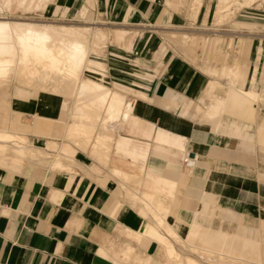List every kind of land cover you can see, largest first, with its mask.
Wrapping results in <instances>:
<instances>
[{"label":"crops","instance_id":"0c3cea01","mask_svg":"<svg viewBox=\"0 0 264 264\" xmlns=\"http://www.w3.org/2000/svg\"><path fill=\"white\" fill-rule=\"evenodd\" d=\"M218 1L104 0L96 4L91 0L89 5L104 8L112 21L144 29L136 30L133 38L123 29L128 39L121 45L117 42L116 49L125 52V58L135 42L147 45L149 31L159 38L158 31H196L229 22L231 18L224 23L214 19ZM256 1L232 10L264 22V0ZM15 6L79 11L86 20L93 14L84 0H0L2 10ZM242 22L234 21L235 27L250 23ZM182 35L168 34L178 43L184 42ZM209 41L203 40V46ZM213 42L218 51L221 41ZM252 46L251 36H240L230 65L216 69L206 65L204 70L225 76L226 81L234 77L235 88L249 93L263 53L259 46L257 60L251 64ZM92 54L83 72L110 88L121 109L130 102L129 116L110 122L106 129L101 127L103 105L88 101L91 106L83 110L93 120H83L87 130L81 135L71 117L73 96L18 83L10 92L11 82L0 85V128L23 134L29 149L40 150L24 161L16 160L13 153L0 154V264H188V257L200 264H234L203 260L197 253L202 250L262 264L264 116L258 113L255 124L244 133L228 124L216 127L206 122L203 107L212 103L215 91L211 97L209 90L217 89L219 82H210L206 72L180 55L169 57L163 74L161 66H150L152 73L161 74L154 80L151 74L121 64L119 54L113 57L115 70L127 74L116 73L115 83L136 82L137 90L145 91L138 92L144 97H125L107 84L104 67L96 58L99 54ZM185 57L196 62L194 52ZM227 57L228 52L220 60L226 62ZM137 66L149 68L146 62ZM263 75L264 64L261 82ZM220 128L228 133L219 132ZM185 154L194 159L192 167L182 161Z\"/></svg>","mask_w":264,"mask_h":264},{"label":"bare ground","instance_id":"6f19581e","mask_svg":"<svg viewBox=\"0 0 264 264\" xmlns=\"http://www.w3.org/2000/svg\"><path fill=\"white\" fill-rule=\"evenodd\" d=\"M254 2L257 1L220 0L217 2L215 9V16L217 14L218 17H215L214 19L217 23L223 21L225 22V20L228 21V19H230L234 13L231 7H234V9H241L245 6L249 7ZM2 11L3 10L0 7V13ZM53 24H39L37 22L34 23V21L22 22L11 20L9 18H0V85L8 83L7 79L11 78L12 75L8 77L7 75L11 74V72L13 71L12 73H14V78L12 80L20 85H26L44 91H52L53 93L73 96L75 98V108L71 117L75 120V128L80 131L87 130V124H85L83 120L91 122L90 118L92 116L88 117L83 110L87 108L89 100L92 103L103 105L105 114L103 113L102 115L104 116L103 119L101 117L102 128H108L107 125L109 126V124L116 120H118L119 122L120 119H126L129 116L130 102H127V105L124 104L123 108L121 109L118 105V99L114 94H112L110 88L98 82L97 79L96 81L92 78L84 79L82 77L83 71L86 68V64L91 59H89V54H99L98 49L102 44V42H100V39H102L103 36L106 37V34L103 32L95 33L94 31V33L92 34L90 29L79 28L76 26H66L63 24ZM125 35H127L125 30H116V41L120 45L122 41H125ZM181 38H186V36L182 35ZM179 44L183 45V43ZM262 80V86H264V75ZM225 84L226 85L224 86V84L222 85L219 83L217 87V90L219 91L214 95L213 101H211L212 103L206 108L207 116L205 118V121L216 127H220L222 124H228L229 126L236 129L237 132L242 131L243 128H249L251 125L255 124V111L252 110H256V108H252V110H245L244 108L239 111L235 109L238 107L231 106L232 104H238V101H241L242 103L248 101V92L237 90L235 88L234 77L228 78ZM255 92H257V90H255ZM218 93H220L221 96L223 95L224 98L219 96ZM247 111L250 113H247ZM238 121L241 122V124L239 123L240 125H238ZM93 128L95 127L93 126ZM13 132L0 128V154L4 155V153H13L15 159L19 161H24L25 157L28 156L35 157V152L37 153L38 151L29 149V146L27 147V138L23 134ZM85 134L86 133H81V135ZM95 148L98 147L95 146ZM103 148L101 147L100 149L103 150ZM186 156L187 154L183 155L182 158L184 159ZM30 157L28 158L31 159ZM187 161L188 167H192L194 165V159L190 158L189 155L187 157ZM154 205H157L156 202ZM160 206H162V203H160ZM166 207L167 206H165L164 208ZM159 210L160 212H162L161 209ZM164 215H166L165 211L164 213H162V216ZM156 220L160 224L163 223V220L161 218H156ZM193 233L194 232H192L191 234ZM197 253L200 255V257L203 258V260L205 259L213 263H228L229 261L234 262V264H251L236 260L234 258L231 259V257L229 256L228 259L226 255L224 256L221 253L211 255L210 252H203V250L200 252L198 251ZM175 258L179 263H181L180 255H176ZM186 261L188 264H200L189 257L186 259ZM262 264H264V261H262Z\"/></svg>","mask_w":264,"mask_h":264},{"label":"rangeland","instance_id":"374dc122","mask_svg":"<svg viewBox=\"0 0 264 264\" xmlns=\"http://www.w3.org/2000/svg\"><path fill=\"white\" fill-rule=\"evenodd\" d=\"M84 1H85V4L88 5V7L93 12L92 18L88 19V20L84 19L81 16L79 11L77 13H70L69 11L64 10V9H62V10L53 9L51 12H49L48 9L45 7H41V8H37V9L24 10L23 8H21L19 6H15L11 10L5 8L3 10L2 14H0V18H9L11 20L22 21V22H33L34 21V23L37 22L39 24H44V23H51V24L54 23L53 25H57V24L62 25L63 24L66 26H76L79 28L90 29L92 34L94 32L95 33H100V32L105 33L106 37L103 36V38L100 39L101 40L100 42H102V44L99 47L100 50L98 49L100 55H98V57H96V56H94V57H96L98 60H100L103 67H104L103 69L106 72L105 75L107 78V84L111 88H118V90L120 92L123 91L125 97L129 96L132 98H133V96H131L132 94L134 96L144 97L143 95L139 94L138 92L143 91L145 93V91L141 90V89L137 90V87L139 85L136 82L127 81L126 83H124L125 85H122L121 83H118V84L115 83V78H116L115 74L116 73H118L121 76L123 75L124 77L127 76V74L124 71L119 72V71L115 70V67H114L112 62L114 61L113 57L117 56V54H119L118 57L120 59L121 64H123L124 66H129L133 71L140 72L142 74H147V75L151 74L152 79L154 80L156 76L161 77V74H163L166 71V69L168 68V65H169V61H170L169 57L170 56H174L177 58V56L180 55L183 59L188 61L190 64L198 67L199 69L203 70L204 72H206L204 70L206 65H209L211 68H215V69L221 68L222 66L225 67L226 65H230L231 57L233 54L236 53L235 48L239 44V37L240 36H242V37L251 36L252 40H253L252 55H251L252 58L250 61L251 64L256 59L257 50H258L259 46H262V48H263V53L261 55V62H260V66H259V72L257 73L256 82L253 85L254 90H252L251 92L248 93V96H249L248 101H245L244 103H242L241 101H238V104H232L231 106L232 107H235V106L238 107L235 109L239 110V111L241 109H244V108H245V110H247V109L252 110V108H256V110H252V111H255V120H256V116L258 113H261L260 115L264 116V89H262V88H264V86H262L263 84L261 82V77H262V72H263V64H264V22H263V20H260L258 18H256V19L252 18L251 19V18H247V16L244 17L242 15L240 16L239 13L237 12L238 10H235L229 22L222 24L220 26H217V27L213 26V23H212L213 27H208V28L205 27V28H201V29H196V31H190V29L189 30L186 29L187 31L186 30H179V29L172 30V31H158V33L160 34L159 38L153 34V31H149V33H145V32L140 31L141 33L146 34L145 41H146L147 45H142L143 41L142 42L141 41L135 42L133 52L131 54H129V53L125 54L126 56L124 58L123 56H124L125 52L118 51V49H116V48H119V44L117 43L116 36H115L116 30L117 29H126L128 32L131 33L130 38H133L134 36L138 35V32L136 30H138L140 27L135 28V27H132L131 24L115 22L114 20L112 21L105 14L104 8H101L98 5H95V6L89 5V4H91V0H84ZM94 1H96L95 3L98 4L104 0H94ZM260 7L261 6H259L258 8L261 11L262 8H260ZM233 8L234 7H231V9H233ZM240 13L246 14L243 11H240ZM256 14H258V13H256ZM258 15H260V14H258ZM215 17L217 18L218 15L216 14ZM226 21L227 20H225V22ZM234 21L235 22L244 21V22H250V23H246L247 25H241V28L238 29L235 27ZM244 22H242V23H244ZM220 23H224V21L220 22ZM140 29L144 30L142 28H140ZM128 32H126L127 35H125L126 39H128ZM177 33H183L184 35H186V37H188L187 39L183 38V40H182V41H184L183 45H180L172 36H168V34H177ZM150 36H152V37L154 36L152 41H150ZM137 39H140V38H137ZM214 39L221 41L220 43H218V45L220 46V49L218 51H216L214 49L215 44H217V42H213ZM230 39H232V42H231V46L229 47L228 44L230 42ZM203 40H211V41H209L207 43V45L204 47L203 46ZM187 44H189V45H187ZM162 45L164 46L165 49H162ZM111 47H115V49L118 51V53H115ZM140 50H142L143 52H139ZM164 50H167L165 52V54L163 52ZM191 52H194V55H196V57L194 58V59H196V62H193V61H191L185 57V53L189 54ZM196 52L198 54H196ZM227 52H228V56H229L227 58H229V59H227L226 62L221 61L220 59ZM92 55H94V54H92ZM137 55H143V56L145 55V56L142 58H138ZM127 57H132V59H134V60L137 59L138 61H140L142 63L146 62V66L148 65L149 68L146 67L144 69V68L138 67L137 64L140 62L129 61V59H127ZM122 61L127 62V63H124ZM179 61H180V59H179ZM157 65L162 67V73L159 75L152 73L150 70V66H151V68L152 67L155 68V66H157ZM108 66H110L109 71H111V75L113 78L110 76V74L108 72ZM12 72H11V74L8 73L9 75H7V77L12 75L11 78L7 79L8 82L9 81L11 82L10 86H9L10 92L13 91V88L16 85V82L14 80H12L14 78L13 77L14 73H12ZM206 73L210 77V79H209L210 82L218 81L222 85L225 84V83H223L226 81L225 76H218L217 74L212 73V72H206ZM87 76H88L87 72H83L82 77L84 79H87L88 78ZM148 80H145V81L142 80V82L143 83L150 82ZM209 81H207V82H209ZM255 90H257V92H255ZM214 91L216 94L219 90H217V89L209 90L211 97H212V94ZM218 94H219V96H221L220 93H218ZM205 102H208L207 98H205ZM67 103H68V109H69L71 107V104H72V99L70 97L67 99ZM207 107L208 106L203 107V119H205L207 116V110H206ZM247 113H250V112L247 111ZM1 116H2V111H0V119H1ZM22 120H25V119L22 117ZM263 121H264V117H263L262 122ZM262 122L258 126H260L262 124ZM239 123L241 124L240 121H238V125H240ZM258 126H257V129H258ZM245 130L246 129L242 130V133H244ZM79 131L80 130H77V132H79ZM221 131L223 133H228L227 128H220L219 132H221ZM80 133H82V132L80 131ZM257 133H259V131ZM176 243H180V242L176 241Z\"/></svg>","mask_w":264,"mask_h":264},{"label":"built area","instance_id":"2783aa9c","mask_svg":"<svg viewBox=\"0 0 264 264\" xmlns=\"http://www.w3.org/2000/svg\"><path fill=\"white\" fill-rule=\"evenodd\" d=\"M187 157H188V154H187V156L182 160L186 165L188 164Z\"/></svg>","mask_w":264,"mask_h":264},{"label":"water","instance_id":"95a60500","mask_svg":"<svg viewBox=\"0 0 264 264\" xmlns=\"http://www.w3.org/2000/svg\"><path fill=\"white\" fill-rule=\"evenodd\" d=\"M191 157H192V155H191Z\"/></svg>","mask_w":264,"mask_h":264}]
</instances>
